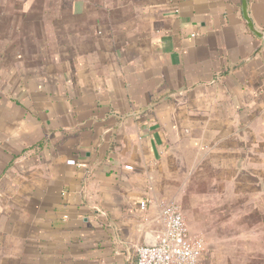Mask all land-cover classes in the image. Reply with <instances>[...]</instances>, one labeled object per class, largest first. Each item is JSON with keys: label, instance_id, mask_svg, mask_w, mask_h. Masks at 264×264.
<instances>
[{"label": "crops", "instance_id": "obj_1", "mask_svg": "<svg viewBox=\"0 0 264 264\" xmlns=\"http://www.w3.org/2000/svg\"><path fill=\"white\" fill-rule=\"evenodd\" d=\"M167 205L199 264H264V39L242 0H0V264H137Z\"/></svg>", "mask_w": 264, "mask_h": 264}, {"label": "built area", "instance_id": "obj_2", "mask_svg": "<svg viewBox=\"0 0 264 264\" xmlns=\"http://www.w3.org/2000/svg\"><path fill=\"white\" fill-rule=\"evenodd\" d=\"M146 203L140 204L145 210ZM165 232L153 247L141 246L137 253V264H199L203 251L202 241H192L183 217L176 205L163 209Z\"/></svg>", "mask_w": 264, "mask_h": 264}, {"label": "water", "instance_id": "obj_3", "mask_svg": "<svg viewBox=\"0 0 264 264\" xmlns=\"http://www.w3.org/2000/svg\"><path fill=\"white\" fill-rule=\"evenodd\" d=\"M242 12H243V16L245 21L248 24V27L250 28V30L252 31V33H254L255 35H257L260 38L264 39V33L260 32L256 29L255 25L253 24V21L250 17L249 14V6H248V0H242ZM147 247H153L155 246V244H148L146 245Z\"/></svg>", "mask_w": 264, "mask_h": 264}]
</instances>
